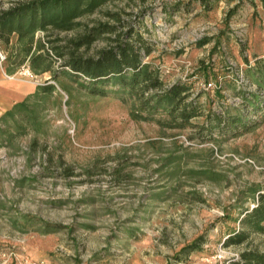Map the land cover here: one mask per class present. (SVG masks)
I'll return each instance as SVG.
<instances>
[{
	"label": "rangeland",
	"instance_id": "1",
	"mask_svg": "<svg viewBox=\"0 0 264 264\" xmlns=\"http://www.w3.org/2000/svg\"><path fill=\"white\" fill-rule=\"evenodd\" d=\"M25 1L0 0V12ZM209 2L106 0L73 30L34 32L54 71L63 59L52 47L86 26L112 27L79 48L86 56L128 33L145 38L144 60L162 84L144 97L185 83L201 114L183 128L159 124L163 111L134 119L139 99L118 86L98 95L82 76L20 74L23 41L0 38V114L39 85L55 87L17 112L35 126L0 145V264H231L244 250L264 251L260 232L223 244L257 200L250 187H264V121L235 134L207 127L241 108L246 81L258 90L245 69L264 55V0ZM211 62L218 71L206 77ZM202 234L201 250H181Z\"/></svg>",
	"mask_w": 264,
	"mask_h": 264
},
{
	"label": "trees",
	"instance_id": "2",
	"mask_svg": "<svg viewBox=\"0 0 264 264\" xmlns=\"http://www.w3.org/2000/svg\"><path fill=\"white\" fill-rule=\"evenodd\" d=\"M106 0H29L21 2L0 12V38L9 43L12 34H16L18 42L23 41L21 61H28V68L34 74L50 71L51 77L57 79L62 74L73 77L82 76V81L90 92L105 95L109 85L118 86L132 97H138L139 103L130 111L136 118H145L143 112L164 114L163 119H157L159 124L166 127L183 128L191 124L190 119L201 114L195 98L187 100L189 93L185 83L175 82L163 91L144 97L145 93L162 84L159 71L144 60L151 49L148 41L140 35L128 33L124 38H116L115 44L99 49L94 55L86 56L79 51L81 46L88 45L95 37L104 32L112 31L106 24L84 28L74 37L67 38L65 45L52 47L54 55L63 59L58 70H52L49 65L51 55L49 50L43 52L44 43L35 40L34 32L40 30L69 31L82 23L77 18L94 11ZM201 6L209 9V0H200ZM182 3H177L179 5ZM232 9L230 13L234 12ZM52 42V41H48ZM200 41L199 43H203ZM64 48V49H63ZM19 54V55H20ZM252 65H247L245 71L250 81L258 87L257 91L247 90L245 84L239 89L238 95L243 105L236 113L226 112L224 116L216 114L209 119L208 128H215L220 132L235 134L238 130L248 129L258 122L264 121V55L254 56ZM216 63L204 65L206 77H212L218 71ZM222 64L219 69L222 70ZM10 71V68H7ZM244 81V80H243ZM251 84L250 82H248ZM55 87L53 84L39 85L36 90L23 100L15 102L9 109L0 114V145L11 142L15 135L22 134L26 126L34 125V121L26 112V120L17 117V112L28 111L30 99H38L41 94L51 95ZM257 189L250 187L249 193L257 192V200L251 208H243L240 212L241 227H234L227 231L223 244L238 243L247 237L248 232L264 233V187ZM204 234L199 235L181 250H201ZM178 258V257H176ZM231 264H264V251L244 250L239 254V260Z\"/></svg>",
	"mask_w": 264,
	"mask_h": 264
},
{
	"label": "built area",
	"instance_id": "3",
	"mask_svg": "<svg viewBox=\"0 0 264 264\" xmlns=\"http://www.w3.org/2000/svg\"><path fill=\"white\" fill-rule=\"evenodd\" d=\"M5 59H6V55H5V53L0 49V65H2L3 61H5ZM19 73H20V74H25V75L32 76V73L30 72L28 66L25 67V65L21 67V69L19 70ZM214 86H215V85H214L213 82H211V81H208L207 83L204 84V88H206V89H210V90H212ZM226 264H227V263H226Z\"/></svg>",
	"mask_w": 264,
	"mask_h": 264
}]
</instances>
